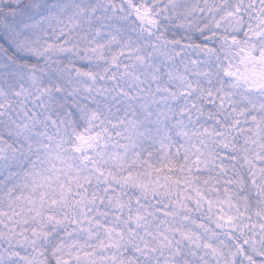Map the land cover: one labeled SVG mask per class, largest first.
Wrapping results in <instances>:
<instances>
[{"label": "snow or ice", "instance_id": "obj_1", "mask_svg": "<svg viewBox=\"0 0 264 264\" xmlns=\"http://www.w3.org/2000/svg\"><path fill=\"white\" fill-rule=\"evenodd\" d=\"M0 264H264V0H0Z\"/></svg>", "mask_w": 264, "mask_h": 264}]
</instances>
